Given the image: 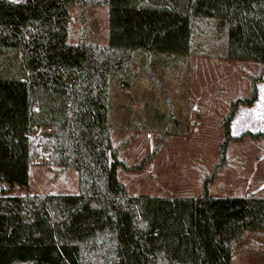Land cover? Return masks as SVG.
Here are the masks:
<instances>
[{
  "label": "trees",
  "instance_id": "obj_1",
  "mask_svg": "<svg viewBox=\"0 0 264 264\" xmlns=\"http://www.w3.org/2000/svg\"><path fill=\"white\" fill-rule=\"evenodd\" d=\"M74 7L81 17L89 7L107 9L105 45L69 42ZM137 56L147 59L138 65L158 94L164 82L156 59L171 61L172 71H186L190 56L261 65L249 77L250 95L233 100L222 118L219 159L197 197L130 196L118 179V169H141L166 137L187 132L169 96L165 112L149 105L152 96L143 99L139 120L120 125L146 130L152 118L161 123L160 140L135 166L119 159L134 136L112 145L111 89H133ZM263 76L264 0H0V91L22 85L26 135L35 127L51 130L26 139V164L36 160L55 175L77 174L75 195L0 196V264H232L237 243L264 232V197H215L208 187L231 143L264 137L231 132L239 107L257 102ZM9 118L0 117L6 142L13 136Z\"/></svg>",
  "mask_w": 264,
  "mask_h": 264
},
{
  "label": "rangeland",
  "instance_id": "obj_2",
  "mask_svg": "<svg viewBox=\"0 0 264 264\" xmlns=\"http://www.w3.org/2000/svg\"><path fill=\"white\" fill-rule=\"evenodd\" d=\"M69 26L70 43L79 39L97 45L107 43L108 12L105 7H89L83 17L79 8H72ZM154 64V68L163 75L162 93L155 91L152 81L135 61L130 69L138 77L133 81L130 97L122 94V91L128 92L129 88L124 87L121 91L117 86L112 87L113 110L109 116L112 145L115 147L134 136L130 144L119 151V159L126 166H135L152 153L160 140L158 130L161 123L149 118L146 120V130L138 131L120 125L122 121L135 123L139 120L138 114L144 113L142 100L151 96L153 98L149 105L160 112L167 111L165 97L169 96L173 113L186 125L187 132L166 137L159 151L141 169H118V179L126 186L130 196L151 195L171 199L197 197L202 190L203 178L219 159L222 118L229 113L233 100L250 95L249 77L257 75L261 65L253 61L190 56L187 73L185 69L174 68L173 74L169 75L159 60ZM8 87L7 95L0 91V117H10L8 121H13L14 127L10 142L0 139V196L77 194V174L73 169L55 175L36 160L27 166L25 142L29 135H26L24 125L22 85ZM258 91V100L253 106L239 107L231 123L233 135L238 136L245 131L264 132V76L258 83ZM4 95L8 96L9 101ZM123 105L129 108V112L124 113ZM123 116L127 120L121 119ZM263 157L264 137L245 136L231 143L226 165L218 171L208 187L210 194L215 197L263 198ZM232 264H264V232L247 233L234 248Z\"/></svg>",
  "mask_w": 264,
  "mask_h": 264
},
{
  "label": "crops",
  "instance_id": "obj_3",
  "mask_svg": "<svg viewBox=\"0 0 264 264\" xmlns=\"http://www.w3.org/2000/svg\"><path fill=\"white\" fill-rule=\"evenodd\" d=\"M150 59H151V58H148V62L150 61ZM156 60H159V62H160L161 65L166 64L167 67H165V69L168 71L169 75H172V74H173L172 69H170L169 66H168V65L171 64V61H169V60H162V59H156ZM144 61L146 62L147 59H146L145 57H143V56H137V57L135 58V62H137L138 64H140V62H144ZM129 91H130V90H129ZM129 91H128V92H129ZM263 158H264V157H263ZM250 185H251V184L249 183V187H250ZM260 185H263V184L261 183Z\"/></svg>",
  "mask_w": 264,
  "mask_h": 264
},
{
  "label": "built area",
  "instance_id": "obj_4",
  "mask_svg": "<svg viewBox=\"0 0 264 264\" xmlns=\"http://www.w3.org/2000/svg\"><path fill=\"white\" fill-rule=\"evenodd\" d=\"M36 128V133H33L31 135H29L30 138H37L38 132H44L45 134H49L51 132V130L49 128H45L43 129L42 127H35Z\"/></svg>",
  "mask_w": 264,
  "mask_h": 264
},
{
  "label": "water",
  "instance_id": "obj_5",
  "mask_svg": "<svg viewBox=\"0 0 264 264\" xmlns=\"http://www.w3.org/2000/svg\"><path fill=\"white\" fill-rule=\"evenodd\" d=\"M48 136H50V134H48Z\"/></svg>",
  "mask_w": 264,
  "mask_h": 264
}]
</instances>
